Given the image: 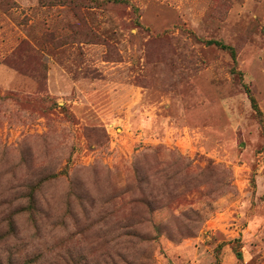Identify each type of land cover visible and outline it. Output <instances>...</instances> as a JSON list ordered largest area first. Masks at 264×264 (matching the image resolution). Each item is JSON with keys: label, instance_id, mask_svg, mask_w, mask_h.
<instances>
[{"label": "rangeland", "instance_id": "374dc122", "mask_svg": "<svg viewBox=\"0 0 264 264\" xmlns=\"http://www.w3.org/2000/svg\"><path fill=\"white\" fill-rule=\"evenodd\" d=\"M0 264H264V0H0Z\"/></svg>", "mask_w": 264, "mask_h": 264}]
</instances>
